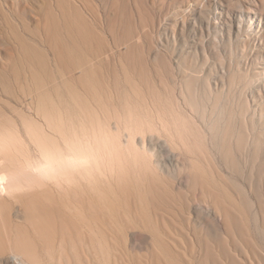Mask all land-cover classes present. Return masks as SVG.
<instances>
[{"label": "bare ground", "instance_id": "obj_1", "mask_svg": "<svg viewBox=\"0 0 264 264\" xmlns=\"http://www.w3.org/2000/svg\"><path fill=\"white\" fill-rule=\"evenodd\" d=\"M165 1L5 12L0 264H264V0Z\"/></svg>", "mask_w": 264, "mask_h": 264}, {"label": "rangeland", "instance_id": "obj_2", "mask_svg": "<svg viewBox=\"0 0 264 264\" xmlns=\"http://www.w3.org/2000/svg\"><path fill=\"white\" fill-rule=\"evenodd\" d=\"M5 2H6V4L4 3V4H2V6H3V9H4V11H2V9H1V7H0V32L2 33V35L5 37L6 35H9V30H10V24L7 22V16L6 15H4L5 14V12H6V14L9 12V13H11L10 11H9V9L10 8H12L13 6H14V4L16 5V2H17V0H4ZM20 3H26V4H28V5H31V3L32 4H34V3H36V0H18ZM143 1V0H142ZM158 1H163V0H158ZM179 1V2H178ZM177 1V8L179 7V5H181L180 4V1H184V0H178ZM194 1V0H193ZM29 2H31V3H29ZM166 3H165V6L167 7V8H170V5H169V0H166L165 1ZM141 6V5H140ZM144 6H141L140 7V10H142V12H143V8ZM13 9V8H12ZM4 12V13H3ZM30 13V15H29V21H31L32 19H33V17L31 16V11L29 12ZM32 17V18H31ZM5 18H6V20H5ZM31 24H32V22H31ZM31 24H29V25H27L28 27H27V30H29V28H30V30H32V29H34V27L35 26H33V24L31 25ZM10 25V26H9ZM5 27H6V29H5ZM29 30V31H30ZM8 31V32H7ZM186 35H188V38L190 39V40H192L193 41V43H194V41L196 40V35H195V33L194 32H192V31H188L187 33H186ZM187 50H193V48L192 47H190L189 46V48L187 49ZM198 53V55L200 56V51H198L197 52ZM253 56H254V58L256 57V54L255 53H253V54H250L249 56H248V58H250V60L252 61V59H253ZM190 71V70H189ZM198 74H202V73H200V72H197Z\"/></svg>", "mask_w": 264, "mask_h": 264}]
</instances>
